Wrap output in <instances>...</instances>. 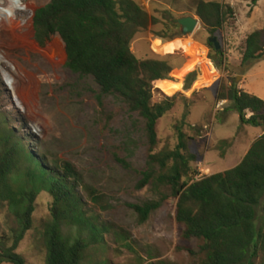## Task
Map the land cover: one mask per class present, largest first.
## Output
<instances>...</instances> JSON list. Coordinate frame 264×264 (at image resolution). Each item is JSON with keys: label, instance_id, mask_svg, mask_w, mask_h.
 <instances>
[{"label": "rangeland", "instance_id": "1", "mask_svg": "<svg viewBox=\"0 0 264 264\" xmlns=\"http://www.w3.org/2000/svg\"><path fill=\"white\" fill-rule=\"evenodd\" d=\"M231 7L233 16L212 35L195 15L196 0H136L155 23L140 30L131 50L140 60L166 62L175 76L156 87L174 106L156 124L154 153L173 151L185 135L186 154L195 155L192 167L213 175L236 167L264 127L240 122L231 102L217 100L220 88L234 80L237 88L264 101V60L241 66L247 36L264 28V0H207ZM26 11L16 19H0V123L23 138L32 154L71 165L84 184L99 197L79 187L88 209L108 230L104 242L88 250L84 264H194L180 242L175 221L177 200L170 199L140 224L131 205L154 199L149 186L138 189L150 147L144 122L117 97H103L92 78H80L66 67L65 46L54 36L41 48L34 40L33 15L50 0H24ZM193 17L199 25L184 35L173 20ZM215 38L224 52L220 58L207 45ZM219 50V51H220ZM162 99L163 96H159ZM52 200L41 193L34 224L17 253L27 264H45L43 234L52 220ZM264 219V198L256 210V224ZM17 228L14 216L0 204V237ZM198 252L200 243L191 241ZM260 262H264V259Z\"/></svg>", "mask_w": 264, "mask_h": 264}, {"label": "trees", "instance_id": "2", "mask_svg": "<svg viewBox=\"0 0 264 264\" xmlns=\"http://www.w3.org/2000/svg\"><path fill=\"white\" fill-rule=\"evenodd\" d=\"M243 1L256 5L261 0ZM195 15L214 35L224 29L233 10L220 2L196 0ZM152 23L154 19L136 0H50L35 11L33 32L41 48L58 35L65 46L67 69L80 78H92L101 96L119 98L143 120L150 153L137 188L149 186L154 199L130 206L139 223H146L174 199L175 221L184 244L177 249L199 255L194 264H264L260 262L264 259V219L260 227L256 224V210L264 198V134L236 167L197 180L198 172L191 165L197 157L184 153L186 137L180 128L175 150L154 153L156 124L174 106L156 85L175 76V71L166 62L140 60L131 50L135 35ZM207 45L224 57L210 41ZM261 60L264 28L247 36L241 66ZM217 100L234 104L242 124L264 127V101L238 89L234 80L221 86ZM2 124L0 204L7 206L17 228L12 235L0 237V264H27L17 250L33 228L36 200L43 192L52 200V220L43 234L45 264H84L88 250L104 242L108 229L99 225L78 189L89 192L95 204L99 197L71 165L51 164L44 155L32 154L23 138ZM193 240L200 243L198 252L190 247Z\"/></svg>", "mask_w": 264, "mask_h": 264}, {"label": "clouds", "instance_id": "3", "mask_svg": "<svg viewBox=\"0 0 264 264\" xmlns=\"http://www.w3.org/2000/svg\"><path fill=\"white\" fill-rule=\"evenodd\" d=\"M26 11L24 0H0V19L11 21Z\"/></svg>", "mask_w": 264, "mask_h": 264}, {"label": "water", "instance_id": "4", "mask_svg": "<svg viewBox=\"0 0 264 264\" xmlns=\"http://www.w3.org/2000/svg\"><path fill=\"white\" fill-rule=\"evenodd\" d=\"M173 23L181 28V31L184 35H189L194 33L199 25V20L193 17H183L173 20ZM209 41L215 45L217 51L220 50L221 47L215 38H212Z\"/></svg>", "mask_w": 264, "mask_h": 264}]
</instances>
